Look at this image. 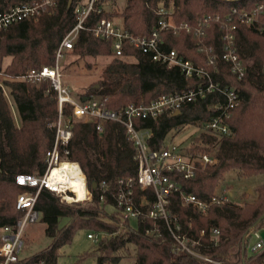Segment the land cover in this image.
I'll return each instance as SVG.
<instances>
[{
    "label": "trees",
    "instance_id": "16d2710c",
    "mask_svg": "<svg viewBox=\"0 0 264 264\" xmlns=\"http://www.w3.org/2000/svg\"><path fill=\"white\" fill-rule=\"evenodd\" d=\"M125 1L121 10H117L115 5L108 9L106 3L98 2L96 7H101L102 12L93 10L86 24L91 26L102 16L113 18L119 15L123 17L126 29L134 34L148 35L158 25L160 16L157 10L162 6L173 10L178 23L192 25L207 15L225 17L233 8L264 6V0ZM42 2L0 0V12L20 4ZM87 3L88 0H52V4H47L37 16L0 29V70L4 69L6 74L15 77L31 67L54 64L61 41L77 21L76 9ZM262 17L264 19V14ZM235 34L237 48L248 64L247 74L242 79L231 73L229 63L223 59H218L216 66L210 65L198 50L199 39L193 33L185 29L161 33L164 48L175 49L196 65L206 66L214 80L234 86L242 99L227 120L232 134L215 135L201 130L188 147L195 155L217 147V161L200 166L192 178L174 176L182 190L204 200L218 194L215 189L217 183L229 171L236 170L240 176L264 172V34L255 25L239 21ZM222 35L220 24L214 22L206 37L208 45L220 53L223 50ZM75 49L80 56L99 53L113 56L98 84L81 95V98L107 96V105L112 109L119 110L130 103H150L163 94L183 92L206 83L205 78L188 77L178 67L152 61L149 55L129 44L121 55L115 54L111 40L98 38L90 30L80 31L74 48L68 52ZM7 57H12V60L5 68L3 63ZM248 58H251V64ZM5 84L17 106L21 126L16 124L12 107L0 87V227L14 225L24 215V210L17 207L18 195L27 190L35 192L36 188L19 185L16 176L19 173L41 175L46 171L47 152L54 146L55 123L59 116L58 96L51 90L49 80L33 83L7 79ZM217 99L218 95L213 93L183 105L179 114L167 111L158 119L137 117L136 126L152 131L149 144L152 149H157L186 127L198 126L200 122L209 120L216 114L213 105ZM69 110L70 106L67 107ZM72 129V138L67 145L68 158L80 163L88 177L92 199L68 203L62 201L55 191L42 188L35 207L41 212V220L46 224L45 233L53 242L34 255L20 256L10 264H57L60 248L71 243L76 231L82 227L105 233L98 248L91 253L96 256L97 264L119 263L130 255L135 256V264L196 261L189 256L171 260L175 241L162 221L140 219L138 227L133 228L131 220H123L114 193L120 178L138 173L137 149L129 140L125 127L118 122L107 121L100 132L96 122L75 121ZM60 150L64 154V146ZM101 180H106L103 188ZM94 181L96 188H93ZM102 192L105 193L104 199L100 198ZM137 192L139 194V189ZM170 197L169 208L179 214L183 225L188 227L192 223V236L199 237V232L206 229L207 233L202 237L205 246L200 250L218 259L237 263L236 254L238 258L247 256L245 236L252 229H264V183L258 186L253 204L242 206L234 200L215 203L208 215H201L192 206L185 205L179 191ZM62 219H67L63 225ZM155 225L161 229L160 233H147V229ZM212 228L221 230L218 244L210 240ZM247 264H264L263 257H256Z\"/></svg>",
    "mask_w": 264,
    "mask_h": 264
},
{
    "label": "built area",
    "instance_id": "2783aa9c",
    "mask_svg": "<svg viewBox=\"0 0 264 264\" xmlns=\"http://www.w3.org/2000/svg\"><path fill=\"white\" fill-rule=\"evenodd\" d=\"M100 1L105 4L110 0H88L87 5L79 6L76 9L77 21L61 41L56 51L54 64L31 67L25 73L15 77L0 70V87L4 92H6L5 80L7 79L33 83L49 80L50 88L57 94L59 102V116L55 123L56 137L53 148L47 152L48 166L46 171L41 175L19 173L16 176V182L19 185L34 187L36 191L27 190L20 193L17 198V207L24 210V215L18 219L16 224L0 227V264H10L19 259L24 247L26 226L42 217L41 212L35 207L42 188L55 191L61 196L62 201L68 203L92 199L88 177L82 170L80 163L68 158L67 145L72 138V128L75 121L96 122L100 132L104 130L105 122H118L125 127L129 140L137 149V175L120 178L117 191L114 193L116 206L121 211L124 221L126 219L162 221L175 241L173 255L178 257V260L182 256H189L196 260L181 264H237L203 253L200 248L205 246L202 237L207 233L206 229L199 232V237L192 236V223L185 227L179 214L169 208L171 194L178 191L183 203L192 206L201 215H208L211 206L215 203L233 200L231 193L227 191L214 195L210 200L201 199L194 193L182 190L180 182L174 177L183 175L185 178H192L200 166L215 163L217 161L216 156L208 153L192 154L188 148L182 147L180 143L173 140L167 141L160 148L152 149L149 144L152 131L149 128H138L135 120L137 117L158 119L167 111L181 110V107L187 103L216 93L218 99L213 105L216 114L209 120L200 122L198 126L202 131L210 134H232L227 120L232 111L242 102L237 89L222 83L220 80H214L206 66L196 65L192 60L180 55L175 49L164 48L161 33L170 29L175 32L185 29L187 32L193 33L199 39L198 50L206 56L210 65L216 66L217 60L223 59L229 63L231 73L238 79H242L247 74L248 64L237 48L235 31L239 21L248 25H255L259 32L264 34L263 4H257L252 9L233 8L225 17L220 14L207 15L200 18L194 25L188 22L178 23L173 17V10L162 6L157 10L160 18L153 32L148 35H138L126 29L123 22L106 16L98 18L93 25L88 26L86 21L91 12L93 10L98 13L102 12L101 7H96ZM47 4H52V0H43L42 3L38 4H20L0 12V29L25 18L37 16ZM214 22L219 23L223 31V50L221 53L206 42L208 30ZM82 30H90L98 38L111 40L115 54L121 55L126 44H129L149 55L152 61L166 64L168 67H178L186 76L205 78L206 83L183 92L163 94L150 103H130L119 110L112 109L107 105V96H92L88 97L87 100L77 99L72 95L71 89L62 78L61 60L69 50L74 48ZM68 106H70L69 111H67ZM61 146H64V154L61 153ZM64 161L77 163L85 174L88 187V194L85 199L78 200L75 198L76 193L74 191L66 186L55 185L51 179L55 167ZM100 185L102 188L105 187L106 180H101ZM137 189H139V194H137ZM104 197L105 193L102 192L100 198L104 199ZM160 231L161 229L157 225L147 229V233L151 234H159ZM252 234L256 238L252 254L237 258L238 261L241 260L240 264H247V261L259 256H262L264 261L263 231L258 228L252 229L245 236L246 240ZM104 235V232L101 234L93 231L88 233L89 238L98 242L103 239ZM220 235L221 230L219 228H212L210 240L214 244H218Z\"/></svg>",
    "mask_w": 264,
    "mask_h": 264
},
{
    "label": "rangeland",
    "instance_id": "374dc122",
    "mask_svg": "<svg viewBox=\"0 0 264 264\" xmlns=\"http://www.w3.org/2000/svg\"><path fill=\"white\" fill-rule=\"evenodd\" d=\"M125 0H110L106 3L111 9L113 5L116 6L117 10H121L125 6ZM196 3L199 1H195ZM117 21L123 22V17L119 15L113 16ZM113 59V56L99 53V54H87L80 56L75 50L67 52L64 58L61 60L62 78L64 82L71 89L72 95L80 99L82 94H86L93 85L98 84L102 73L106 65ZM12 57H7L3 63V67L6 68L7 64L10 63ZM248 63H252L251 58H248ZM4 71V69H2ZM5 96L12 107L13 118L16 124L20 127L19 113L17 106L14 104V100L10 95L9 87H5ZM201 129L199 126H188L184 130L173 137V141L180 143L182 147L188 148L193 142V137L200 134ZM194 142H197L194 139ZM200 152V151H197ZM217 147H210L208 153L216 155ZM202 153V152H200ZM220 182L217 183L216 193L227 191L231 193V198L246 206L247 204H253L257 197V188L260 184L264 183V172L255 173L247 176H240L236 170L229 171L225 174ZM85 201V200H84ZM111 208V207H110ZM109 208V209H110ZM67 219H62L61 224L63 225ZM131 226L133 228L138 227V223L135 220H131ZM46 224L41 218L35 222L29 223L24 232V247L20 256H32L35 253L43 250L49 246L53 239L45 233ZM264 232V229L262 230ZM92 230L82 227L78 229L73 237L71 243L62 246L59 250V257L57 264H97V258L95 255H91L99 246V242L88 237V233ZM99 234L102 231H93ZM256 243V238L252 234L246 244L247 254H252V248ZM133 254L135 252L134 247L131 248ZM236 258L237 254H236ZM135 256L130 255L123 257L119 263L115 264H135ZM171 260H178V257L172 254ZM237 264L241 263L236 261Z\"/></svg>",
    "mask_w": 264,
    "mask_h": 264
},
{
    "label": "bare ground",
    "instance_id": "6f19581e",
    "mask_svg": "<svg viewBox=\"0 0 264 264\" xmlns=\"http://www.w3.org/2000/svg\"><path fill=\"white\" fill-rule=\"evenodd\" d=\"M51 179L55 185L66 186L68 189L74 191L76 193L75 198L78 200H83L87 197L86 176L77 163L62 162L53 170Z\"/></svg>",
    "mask_w": 264,
    "mask_h": 264
},
{
    "label": "water",
    "instance_id": "95a60500",
    "mask_svg": "<svg viewBox=\"0 0 264 264\" xmlns=\"http://www.w3.org/2000/svg\"><path fill=\"white\" fill-rule=\"evenodd\" d=\"M87 99H88V97H84V98H83V100H87ZM180 112H181V110L178 109V110H176L174 113H175V114H179ZM96 187H97V183L94 181V182H93V188H96ZM263 217H264V216H263ZM263 236H264V232H263Z\"/></svg>",
    "mask_w": 264,
    "mask_h": 264
},
{
    "label": "crops",
    "instance_id": "0c3cea01",
    "mask_svg": "<svg viewBox=\"0 0 264 264\" xmlns=\"http://www.w3.org/2000/svg\"><path fill=\"white\" fill-rule=\"evenodd\" d=\"M19 123H20V121H19Z\"/></svg>",
    "mask_w": 264,
    "mask_h": 264
}]
</instances>
